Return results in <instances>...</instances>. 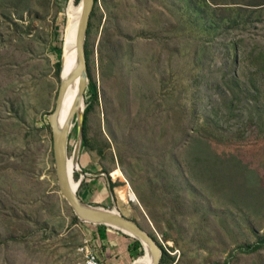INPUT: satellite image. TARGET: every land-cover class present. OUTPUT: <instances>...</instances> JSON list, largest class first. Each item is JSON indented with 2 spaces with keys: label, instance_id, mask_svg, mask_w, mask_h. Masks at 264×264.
<instances>
[{
  "label": "rangeland",
  "instance_id": "1",
  "mask_svg": "<svg viewBox=\"0 0 264 264\" xmlns=\"http://www.w3.org/2000/svg\"><path fill=\"white\" fill-rule=\"evenodd\" d=\"M263 1L94 5L77 195L154 234L171 264H264V245L248 249L264 234ZM69 2L0 0V264H85L87 238L102 253L59 189L48 126ZM127 247L111 257L140 262Z\"/></svg>",
  "mask_w": 264,
  "mask_h": 264
},
{
  "label": "water",
  "instance_id": "2",
  "mask_svg": "<svg viewBox=\"0 0 264 264\" xmlns=\"http://www.w3.org/2000/svg\"><path fill=\"white\" fill-rule=\"evenodd\" d=\"M81 1L82 13L77 29L75 43L77 49V60L74 65L69 67L66 78L64 80H61L55 108L48 115V122L52 131L53 153L59 189L80 220L93 224H104L109 227L118 229L135 239H138L142 243V246L143 243L147 244L148 252L152 258V264H160L162 258V248L157 240H155V238L147 230L143 229L136 221L125 217L116 207L105 208L102 206H94L84 202L70 185V172L67 164L69 160L68 142L71 132V122H73V120H75V118H78L79 116L78 109L80 107L81 101L85 96L86 88L90 83L87 71L88 68L85 44L91 13L95 5V0ZM76 79H79L80 81L79 95L77 96L75 104L72 108L70 120L64 126H61L58 120L61 97L67 85ZM79 118L81 123L79 130L82 132L83 115L81 114ZM79 148L80 145H78L76 148L74 156L75 159ZM81 182L82 178L80 179L79 184Z\"/></svg>",
  "mask_w": 264,
  "mask_h": 264
},
{
  "label": "bare ground",
  "instance_id": "3",
  "mask_svg": "<svg viewBox=\"0 0 264 264\" xmlns=\"http://www.w3.org/2000/svg\"><path fill=\"white\" fill-rule=\"evenodd\" d=\"M76 0H70L67 9H66V24H65V40L62 47V55H61V70H60V83L61 80H64L67 76V71L69 67L75 64L77 60V49L75 46L76 43V35L77 29L79 25V21L82 13V1L79 6L75 5ZM64 34V33H63ZM80 81L79 79L73 80L70 84L65 88L60 102L58 120L61 126H64L71 117V111L75 104L76 98L79 95L80 90ZM85 108V97L81 101L80 107L78 109V115L81 116L82 112ZM73 122H71V128L73 127ZM69 157V156H68ZM68 168H69V181L70 185L77 192L78 187L80 186L79 181L74 180V171L79 169V165H77L76 159L70 160L68 158ZM147 244L143 243V249L145 251V259L136 264H152L151 255L148 252Z\"/></svg>",
  "mask_w": 264,
  "mask_h": 264
},
{
  "label": "trees",
  "instance_id": "4",
  "mask_svg": "<svg viewBox=\"0 0 264 264\" xmlns=\"http://www.w3.org/2000/svg\"><path fill=\"white\" fill-rule=\"evenodd\" d=\"M81 0H77V2H79ZM98 3V0H95V4ZM264 4V1L261 3ZM94 17V11H92L91 13V17L90 20ZM65 22H66V16H65ZM65 22L62 25H65ZM91 25V21H89V27ZM63 47V44H62ZM85 50H86V59H87V63L89 61V57H90V50L88 49V46L85 45ZM55 51L57 53V57L58 60L56 62V68H57V72L60 75V70H61V53H62V48L61 46L56 47ZM87 93H89L90 97L92 100H98V88L97 85L95 83H90L89 88L87 90ZM86 95V94H85ZM236 101V97H234V99L231 100V103H233ZM88 111V110H87ZM86 111V113H87ZM85 113V117H84V121H83V129H82V135H83V145L86 146H90L91 145V141L88 135V119H87V115ZM48 126H50V124L48 123ZM93 148V147H92ZM111 178H109L110 180ZM117 185L115 184V182H112V180H110V188H115ZM75 219L78 220V217L75 216ZM91 225H93V223H90ZM97 226V230H96V235H97V242H100L101 244V240L107 239L108 238V232L105 230L106 228H108L106 225L104 224H95ZM121 233V232H120ZM122 235L127 238V237H131L128 234L122 233ZM155 240L156 237L154 234H151ZM264 245V234L262 236L259 237V240L255 243L252 244L251 246L248 247V249H252V251L258 250L260 248H262ZM162 248V258L160 261V264H171L174 261V257L171 256V254H169L163 247L162 245H160ZM141 250L142 254L138 255L136 257L137 260H143L145 259V251L143 249L142 243L138 240L132 237V240L129 241L128 247H127V253L130 255L129 257H134V252L137 250ZM216 264H227V262H223V263H216Z\"/></svg>",
  "mask_w": 264,
  "mask_h": 264
},
{
  "label": "crops",
  "instance_id": "5",
  "mask_svg": "<svg viewBox=\"0 0 264 264\" xmlns=\"http://www.w3.org/2000/svg\"><path fill=\"white\" fill-rule=\"evenodd\" d=\"M102 206H104L105 208L111 207L110 204L102 205ZM114 229L115 228L108 226V228L105 229L108 232V238L101 240V245L103 247L101 249L102 253L99 257L104 262V264H119L120 261L118 262L117 259H114V257H111V256H115L114 254L116 252L122 251L123 246L129 244V242L127 241V238H125L122 235V233L117 232ZM120 260H122V258ZM123 260H125V258Z\"/></svg>",
  "mask_w": 264,
  "mask_h": 264
},
{
  "label": "built area",
  "instance_id": "6",
  "mask_svg": "<svg viewBox=\"0 0 264 264\" xmlns=\"http://www.w3.org/2000/svg\"><path fill=\"white\" fill-rule=\"evenodd\" d=\"M78 251L84 256L85 264H104L97 252L91 246L88 238L81 246H79Z\"/></svg>",
  "mask_w": 264,
  "mask_h": 264
}]
</instances>
